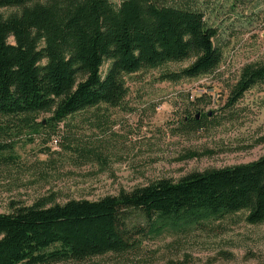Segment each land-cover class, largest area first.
<instances>
[{
  "label": "trees",
  "instance_id": "trees-1",
  "mask_svg": "<svg viewBox=\"0 0 264 264\" xmlns=\"http://www.w3.org/2000/svg\"><path fill=\"white\" fill-rule=\"evenodd\" d=\"M217 35L204 12L186 3L0 0V115L55 131L76 112L101 103L121 106L129 90L125 74L191 57L190 65L163 77L178 81L215 71L223 58ZM259 83H264V64L245 65L226 106ZM40 112L51 116L34 124ZM209 116L189 114L184 125L202 129ZM54 137L61 143L60 128ZM54 200L13 201L11 212H0V264L82 262L133 250L144 236L167 225L219 220L240 211L247 212V222L263 223L264 154L96 200Z\"/></svg>",
  "mask_w": 264,
  "mask_h": 264
},
{
  "label": "rangeland",
  "instance_id": "rangeland-1",
  "mask_svg": "<svg viewBox=\"0 0 264 264\" xmlns=\"http://www.w3.org/2000/svg\"><path fill=\"white\" fill-rule=\"evenodd\" d=\"M165 1L195 6L218 28L219 66L178 81L163 74L182 70L195 57L125 74L129 90L121 106L101 103L76 112L55 131L0 115V212H11L13 201L31 205L50 196L61 204L96 200L264 154V83L226 106L243 67L264 64V0ZM203 112H209L208 126L188 130L183 119ZM35 116L34 124L51 113ZM59 128L63 138L53 148L50 140ZM190 152L207 153L186 157ZM246 215L240 211L219 220L167 225L144 236L133 250L60 264H264V222L251 224Z\"/></svg>",
  "mask_w": 264,
  "mask_h": 264
},
{
  "label": "built area",
  "instance_id": "built-area-1",
  "mask_svg": "<svg viewBox=\"0 0 264 264\" xmlns=\"http://www.w3.org/2000/svg\"><path fill=\"white\" fill-rule=\"evenodd\" d=\"M51 146L53 148L59 147L60 139L58 137H54L51 141Z\"/></svg>",
  "mask_w": 264,
  "mask_h": 264
}]
</instances>
